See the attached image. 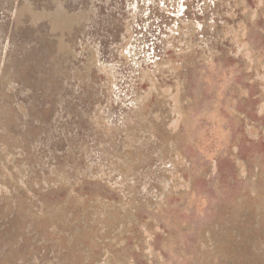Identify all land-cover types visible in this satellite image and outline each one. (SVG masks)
I'll return each mask as SVG.
<instances>
[{
  "label": "rangeland",
  "instance_id": "obj_1",
  "mask_svg": "<svg viewBox=\"0 0 264 264\" xmlns=\"http://www.w3.org/2000/svg\"><path fill=\"white\" fill-rule=\"evenodd\" d=\"M0 264H264V0H0Z\"/></svg>",
  "mask_w": 264,
  "mask_h": 264
}]
</instances>
